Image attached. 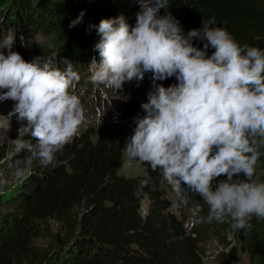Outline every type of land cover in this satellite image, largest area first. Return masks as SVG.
<instances>
[{
    "label": "trees",
    "instance_id": "16d2710c",
    "mask_svg": "<svg viewBox=\"0 0 264 264\" xmlns=\"http://www.w3.org/2000/svg\"><path fill=\"white\" fill-rule=\"evenodd\" d=\"M81 11L82 22L69 28ZM139 11L136 0H0V39L7 30H13L16 38L12 51L25 60L28 55L41 60V66L51 61L64 70L61 60L69 59L80 75L77 89L86 87V94H93L92 101L96 102L103 85L84 79L89 65L100 59L94 50L100 36L96 28L89 26L123 15L134 27ZM167 11L180 22L185 34L201 28L202 20L214 17V26L226 29L242 46L264 50V0H169ZM164 14L161 9L160 15ZM45 29L52 44L26 42L34 30ZM203 43L194 41L200 48ZM2 51L6 54L8 50ZM213 51L209 47L208 54ZM146 74L152 81V73ZM151 81L126 82L117 91L109 88L124 99L129 97V101L122 102L120 110L105 112L103 100L101 108H96L98 113L93 114L98 127H88L75 137L57 154L54 165H42L38 142L30 130L24 135L22 141L31 143L35 151L16 149L1 165L8 172H15L17 167L24 169L28 163L31 168L26 180L0 194V264H203V246L224 229L241 236V249L249 260L246 264H264V220L253 217L251 228L243 230H233L230 222L220 223L219 231L212 220L205 219L209 205L186 185L182 184L183 201L169 185L181 215L177 217L170 212V202L151 187L146 177L119 175L122 147L104 123L119 116L134 129V118L145 115L141 104L147 102L148 93L153 90ZM157 83L168 87L178 81L173 76ZM87 111L92 110L89 107ZM260 151L264 153V147ZM257 171L264 172V155ZM154 174L163 177L160 169ZM222 179L226 177L217 178L214 186ZM260 179L264 181V176ZM163 181L167 183L164 178ZM143 197L148 201L144 217L140 212ZM193 204L202 211L197 216L199 223L187 229L185 213ZM49 222L61 226L64 236L54 238L48 250H40L34 241L39 228ZM235 257L222 253L215 262L237 264Z\"/></svg>",
    "mask_w": 264,
    "mask_h": 264
},
{
    "label": "clouds",
    "instance_id": "9594fccd",
    "mask_svg": "<svg viewBox=\"0 0 264 264\" xmlns=\"http://www.w3.org/2000/svg\"><path fill=\"white\" fill-rule=\"evenodd\" d=\"M136 2L140 11L134 27L123 15L89 26L100 36L94 45L100 59L93 58L90 77L94 85L117 91L152 73L153 90L141 104L145 115L134 118L125 154L154 172L160 169L179 200L185 199L182 184L198 193L209 205V221L250 229L253 217L264 220V172L257 171L264 155V50L242 46L226 29L214 26V17L185 34L167 11L169 0ZM83 16L81 11L69 28ZM15 38L9 32L0 39V102H14L8 118L26 121L19 131L30 129L42 165H54L57 154L89 122L77 93L80 75L67 58L61 60L64 70L51 61L42 66L35 59L25 61L12 51ZM196 40L204 42L203 48ZM173 76L178 83H157ZM9 128L0 124V129ZM15 142L18 151H35L29 142ZM15 175L28 178L19 167ZM221 176L226 179L214 186Z\"/></svg>",
    "mask_w": 264,
    "mask_h": 264
},
{
    "label": "rangeland",
    "instance_id": "374dc122",
    "mask_svg": "<svg viewBox=\"0 0 264 264\" xmlns=\"http://www.w3.org/2000/svg\"><path fill=\"white\" fill-rule=\"evenodd\" d=\"M9 32L14 35L13 30L6 31L7 34ZM47 32L48 31L46 29L43 31L34 30L31 34V38L27 39L26 42L32 45L49 46L50 44H52L51 41L52 37L50 34H47ZM5 55H7V53ZM33 60L34 58L28 55L25 61L31 62ZM35 60L37 63L41 61L39 59H35ZM92 68H95L94 62H92L89 65V68H87V73H86L87 75L84 79L85 82L91 80L90 77L92 74L91 72ZM143 80L151 81V78L145 73V77ZM77 92L78 94H81V100L87 105H89V106L86 105L84 106L86 111V116L88 117L89 122L84 126L81 132L88 127H94V128L98 127L97 122L95 120L96 116H94L93 114L98 113L96 108L97 107L101 108L100 105L102 104L103 100L106 102L104 111L110 112L114 109L120 110V104L124 101L128 102L130 99L129 97H125L124 99L122 95L120 94L116 95L112 90H110L109 88H105L104 86L101 87V90L99 91V100H97L96 102H93L95 101V98H93L92 96L93 94L92 95L86 94V87L82 88L81 86V88L77 89ZM105 97H107V100L105 99ZM89 107L92 110L91 112L87 111ZM13 108H14V102L11 100L0 102V124L5 125L6 127L10 124V128L8 131L4 129H0V194L2 192H5L6 190L8 191L13 186L15 187L21 181L20 179L16 178L15 172H8L7 170H4L1 165L4 162V160L10 157L11 154L14 153V151L17 149V144L15 142V139L18 138L19 140H22L24 135H26L30 130L27 128H22L19 131L21 127L26 126V121L24 122L19 121L15 115H13L10 119L8 118V115L10 112H12ZM104 125H107L111 128L115 140L119 142L122 147L123 159H122L121 168L119 169L118 172L119 175H122L127 178L146 177L151 187L153 189L159 190L161 192L162 197L170 202L171 205L170 208L173 209V207L176 204L174 199V194L171 191L169 184H167L165 181L162 182L163 177L162 179L158 178L151 170L150 166H146L137 160H131L125 154L123 149L127 143L128 137L133 133V129L127 124L126 121L120 119L119 116H116L111 121L105 122ZM33 157L35 158L34 155ZM30 168H31V164L28 163L24 167L26 173L29 172ZM196 195L200 197L198 193ZM200 198L202 199V197ZM147 205H148L147 198L143 197L140 207V212L142 217L146 215ZM201 211L202 209L195 204H193L188 208L187 213H185L188 218L187 226L190 225L191 222L195 224L199 223V219L197 216ZM207 211L209 212V210ZM178 216L179 217L181 216L180 213ZM208 216L209 214L205 216V219H208ZM212 222L215 223L217 229L220 231L221 224L216 220H212ZM39 231H40L39 236L34 241V244L40 250H48L54 238L56 239V237L64 236L63 235L64 231L62 227L54 222H49L48 224L43 225L42 227L39 228ZM221 238L223 240H219ZM241 243H242V239L241 236L238 235V233L229 229L221 230L220 232H218L217 235H215V238L214 236H211L207 242V245L203 246V252H202L203 264H217L215 262V258L222 253H224L227 257L228 256L234 257L236 255L234 260L237 264H246L249 261L248 255L245 253V251H242L241 247L243 248L244 244ZM208 257L210 258L214 257V259L213 258L210 259Z\"/></svg>",
    "mask_w": 264,
    "mask_h": 264
},
{
    "label": "built area",
    "instance_id": "2783aa9c",
    "mask_svg": "<svg viewBox=\"0 0 264 264\" xmlns=\"http://www.w3.org/2000/svg\"><path fill=\"white\" fill-rule=\"evenodd\" d=\"M173 212H174V214H175L177 217H179V216H178V215H179V211H178V206H177V205H175V206L173 207ZM187 222H188V221H187ZM192 224H193V223L191 222L190 225L187 226V223H186L185 226H186L187 229H188V228H190V226H191Z\"/></svg>",
    "mask_w": 264,
    "mask_h": 264
},
{
    "label": "bare ground",
    "instance_id": "6f19581e",
    "mask_svg": "<svg viewBox=\"0 0 264 264\" xmlns=\"http://www.w3.org/2000/svg\"><path fill=\"white\" fill-rule=\"evenodd\" d=\"M208 258H210V257H208ZM212 258L214 259V257H211L210 259H212Z\"/></svg>",
    "mask_w": 264,
    "mask_h": 264
}]
</instances>
